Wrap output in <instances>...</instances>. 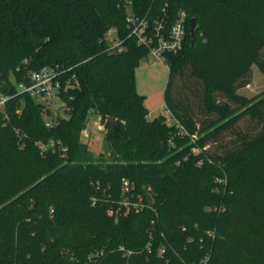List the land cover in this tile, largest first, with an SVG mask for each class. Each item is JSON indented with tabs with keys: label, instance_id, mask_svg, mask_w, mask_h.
I'll use <instances>...</instances> for the list:
<instances>
[{
	"label": "trees",
	"instance_id": "obj_1",
	"mask_svg": "<svg viewBox=\"0 0 264 264\" xmlns=\"http://www.w3.org/2000/svg\"><path fill=\"white\" fill-rule=\"evenodd\" d=\"M181 13L182 48L163 57L170 118H149L135 69ZM252 67L264 74V0H0V264H264V92L239 94ZM42 69L77 83L61 117L16 91ZM91 115L116 133L85 143ZM123 179L150 194L114 220Z\"/></svg>",
	"mask_w": 264,
	"mask_h": 264
},
{
	"label": "built area",
	"instance_id": "obj_2",
	"mask_svg": "<svg viewBox=\"0 0 264 264\" xmlns=\"http://www.w3.org/2000/svg\"><path fill=\"white\" fill-rule=\"evenodd\" d=\"M185 15L181 13L177 21L173 24L168 38L164 39L160 34L161 26L157 25L154 27V36L156 37L155 45L152 44V39L147 38L144 39L141 34L145 31L147 25L144 21L137 22L132 18L127 19L128 26L131 28V34L137 38V42L139 44L151 45L149 50V55L153 60H158L163 63L164 54H176L180 52L182 48V43L185 35ZM113 36V31L108 32V37ZM111 46L113 49L120 52L121 44L117 41H111ZM77 86V83L72 80H61V75L55 73L52 69H42L37 72H32L28 76V82L26 84H19L15 86L16 91L20 95H27L33 100H35L39 105L50 108L54 110V114H56V110L63 106V103L60 101V94L72 87ZM9 101V97L0 95V111L3 112L4 118L7 116L5 114L6 104ZM16 113H19L17 110ZM55 116L61 117V114H56ZM89 122L84 130L81 131L80 137L85 143L91 145L94 143L98 134L103 133L105 131V121H103L99 116L91 115L89 117ZM47 126H51V123H47ZM58 143L50 142L47 145H41L40 150L42 152L46 150H51L54 152L55 145ZM58 151L60 155L64 156L66 153V148L58 144ZM133 188L130 183L126 180H121V199L118 200L117 206L115 209H108L107 215L109 217H113L114 220L118 219L120 215H127L130 212L138 213L142 211L145 207L144 198H149L150 190L147 189L145 194H131L130 191ZM95 201H93L94 204ZM149 246H146V250L150 253ZM123 251L122 248L119 249ZM165 253V249L158 248V256H162ZM131 252L123 253V256H129ZM95 262L94 260H89L85 264H91ZM164 264H168L166 261Z\"/></svg>",
	"mask_w": 264,
	"mask_h": 264
},
{
	"label": "rangeland",
	"instance_id": "obj_3",
	"mask_svg": "<svg viewBox=\"0 0 264 264\" xmlns=\"http://www.w3.org/2000/svg\"><path fill=\"white\" fill-rule=\"evenodd\" d=\"M135 85L139 95L145 98V107L147 108L149 118L163 115L169 120V114L164 110L163 96L167 82L168 71L165 64L158 60H153L150 55L140 62L135 69ZM264 92V74L257 71L255 67L251 68L249 84L239 90V94L251 98ZM54 114V111H51ZM59 114H61L59 112ZM241 128L242 125L240 126Z\"/></svg>",
	"mask_w": 264,
	"mask_h": 264
},
{
	"label": "water",
	"instance_id": "obj_4",
	"mask_svg": "<svg viewBox=\"0 0 264 264\" xmlns=\"http://www.w3.org/2000/svg\"><path fill=\"white\" fill-rule=\"evenodd\" d=\"M188 24H189V31H188L189 32V38H190V41L192 42L194 39L195 31L198 29V25H197L196 20L194 18L190 19L188 21ZM105 123L111 127V129L113 130V134H115L117 131V125H116L114 119L107 118L105 120Z\"/></svg>",
	"mask_w": 264,
	"mask_h": 264
}]
</instances>
